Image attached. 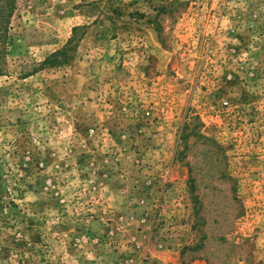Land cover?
<instances>
[{"label":"rangeland","instance_id":"1","mask_svg":"<svg viewBox=\"0 0 264 264\" xmlns=\"http://www.w3.org/2000/svg\"><path fill=\"white\" fill-rule=\"evenodd\" d=\"M1 3L0 264H264V0Z\"/></svg>","mask_w":264,"mask_h":264},{"label":"trees","instance_id":"2","mask_svg":"<svg viewBox=\"0 0 264 264\" xmlns=\"http://www.w3.org/2000/svg\"><path fill=\"white\" fill-rule=\"evenodd\" d=\"M4 10H5V5L2 4V3H1V0H0V16H4ZM59 53L61 54V53H63V52H57L56 55H58Z\"/></svg>","mask_w":264,"mask_h":264}]
</instances>
